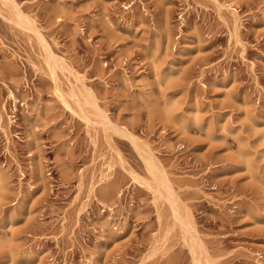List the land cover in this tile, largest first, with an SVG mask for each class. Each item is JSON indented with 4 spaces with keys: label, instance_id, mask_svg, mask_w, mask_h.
Segmentation results:
<instances>
[{
    "label": "rangeland",
    "instance_id": "obj_1",
    "mask_svg": "<svg viewBox=\"0 0 264 264\" xmlns=\"http://www.w3.org/2000/svg\"><path fill=\"white\" fill-rule=\"evenodd\" d=\"M0 264H264V0H0Z\"/></svg>",
    "mask_w": 264,
    "mask_h": 264
}]
</instances>
